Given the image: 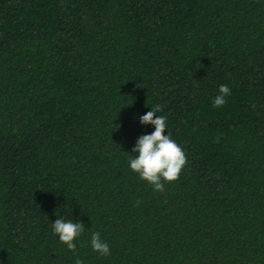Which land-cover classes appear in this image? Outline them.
Here are the masks:
<instances>
[{"label":"trees","instance_id":"1","mask_svg":"<svg viewBox=\"0 0 264 264\" xmlns=\"http://www.w3.org/2000/svg\"><path fill=\"white\" fill-rule=\"evenodd\" d=\"M157 105L163 192L130 168ZM77 259L264 264V0H0V264Z\"/></svg>","mask_w":264,"mask_h":264},{"label":"clouds","instance_id":"2","mask_svg":"<svg viewBox=\"0 0 264 264\" xmlns=\"http://www.w3.org/2000/svg\"><path fill=\"white\" fill-rule=\"evenodd\" d=\"M230 95L229 86L221 85L219 94L214 97L213 106L221 108L226 103V97ZM160 111L161 108L157 105L139 118L144 125H154L155 131L138 139L133 152L139 155L130 160L131 170L137 173L142 180L147 181L157 192L165 190V183L177 181L187 164V157L182 148L170 138V135H165L166 117L157 116ZM52 229L69 250L76 251L77 245L74 241L84 232L83 222L74 223L56 219L52 224ZM91 246L101 256L110 255L109 245L101 239L99 232L92 233ZM76 264H84V261L77 259Z\"/></svg>","mask_w":264,"mask_h":264}]
</instances>
